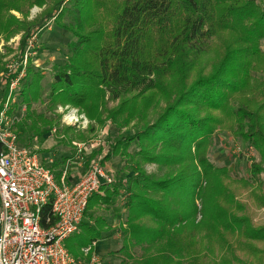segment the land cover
<instances>
[{
  "label": "trees",
  "instance_id": "trees-1",
  "mask_svg": "<svg viewBox=\"0 0 264 264\" xmlns=\"http://www.w3.org/2000/svg\"><path fill=\"white\" fill-rule=\"evenodd\" d=\"M34 6L46 10L29 21ZM52 18L72 42L51 73L44 112L35 106L45 103V75L29 60L11 107L26 106L14 124L18 142L25 135L43 144L51 130L57 133V106L83 114L88 133L136 125L100 159V165L125 159L131 173L112 192L90 197L81 234L64 243L70 255L89 260L92 250L86 256L82 250L108 227L87 213L121 198L123 238L111 254L118 264H264V227L243 215L229 169L208 158L216 130L251 147L259 162L244 183L256 184L252 194L264 211V0H0V42L21 34L20 61L26 41ZM4 59L0 53V107L16 76ZM63 128L65 135L71 130ZM65 161L41 163L59 180ZM147 165L164 173H147ZM42 216L51 218L49 206Z\"/></svg>",
  "mask_w": 264,
  "mask_h": 264
},
{
  "label": "built area",
  "instance_id": "built-area-1",
  "mask_svg": "<svg viewBox=\"0 0 264 264\" xmlns=\"http://www.w3.org/2000/svg\"><path fill=\"white\" fill-rule=\"evenodd\" d=\"M35 36L26 41L20 61L12 60L5 68L16 76L0 107V264H103L93 253L89 260L73 258L64 243L80 232L90 197L113 183L115 174L98 164L79 176L75 183L68 184L67 164L57 180L42 165L36 152L19 145L14 129L19 119L13 117L11 107L16 102V92L26 75L29 60L36 56ZM20 111H25L24 106ZM57 112L62 125L87 129L89 122L77 109L59 106ZM55 134L56 129L51 130L50 135ZM101 137L102 134L98 135L89 147L100 143ZM73 145L77 154L86 147ZM46 206L50 208L51 218L43 220L42 210ZM94 245L93 242L82 250L84 256Z\"/></svg>",
  "mask_w": 264,
  "mask_h": 264
},
{
  "label": "rangeland",
  "instance_id": "rangeland-1",
  "mask_svg": "<svg viewBox=\"0 0 264 264\" xmlns=\"http://www.w3.org/2000/svg\"><path fill=\"white\" fill-rule=\"evenodd\" d=\"M67 1V0H66ZM46 10V6L38 7L34 6L30 9L29 16L27 19L32 21L42 14ZM16 18L21 19V16L13 12ZM64 23H68V19H64ZM35 52L36 56L30 58L31 66L35 67L36 65L43 70L45 79L42 81V102L44 104H38L35 106L37 112L46 111L47 107V94H48V85L51 82V73L54 70L55 66L63 65L65 60V53L69 48L70 43L72 42V35L70 32L56 26L54 24V19L46 21L42 28L37 32L35 36ZM20 39L21 34L12 37L8 42L1 40L0 42V53L5 56L3 60L5 68L8 63L12 60L16 61L17 56L20 54ZM262 48L264 49V42L262 43ZM115 103H109L108 107L112 108ZM24 106V105H23ZM26 110V106H24ZM58 109V106H57ZM57 109L54 114H58ZM24 112L20 111L18 108L13 112V117L19 119ZM156 111L153 110L151 118H154ZM18 121V120H17ZM132 124V123H131ZM64 125H60L57 133L55 135L46 134L44 136V143L40 144L37 139L28 140L25 135H20L19 144L26 145L25 147L32 149L34 152H44L38 153L40 161H43L46 165L51 164V162H60L61 160H66L62 171L69 164L68 175L73 177H78L84 175L88 170H90L95 165H100V159L106 152L109 150V147L112 143L122 134H132L136 125H130L128 128L121 131H109L108 126L105 125L103 128H95L93 133H88L87 129L71 127V130L65 135L63 128ZM61 127V128H60ZM101 142L95 146H90V142L97 139L98 135H101ZM65 136V137H64ZM82 136L83 138H80ZM71 140L70 145L67 143H60L61 140ZM73 144H84L86 147L83 151L77 154L76 147ZM101 151V156L95 157L92 153ZM209 160L214 163L217 167H227L231 173V178L234 182L230 184V191L234 195L235 200L244 205V210L242 211L243 215L248 216L253 226L256 228L264 227V211L263 208L256 203L255 197L253 196V191L256 188V184L252 186L250 184H245L244 182L248 181L250 176V167L253 164L259 162L258 154L251 148L248 147L238 140L234 139L229 134L219 135L218 130L213 136L212 144L208 152ZM102 167H105V164H101ZM100 165V166H101ZM110 169L115 172L113 183L109 184L107 188H102L101 191L97 194L98 196H103L106 189L112 192V186L117 185L120 180H123L127 177L129 171V163L122 158L112 157L110 162ZM60 167V168H61ZM59 168V169H60ZM105 169V168H104ZM147 173H153L161 175L164 171H159V169L154 165H147L144 167ZM79 178V177H78ZM260 189V188H258ZM261 190L264 191V187H261ZM258 194V192H256ZM115 202H118V199L114 198ZM116 205V203L114 204ZM111 205V206H114ZM102 207H97L90 210L87 215L88 218L100 217L105 212L101 211ZM92 212V213H91ZM241 214V213H239ZM104 216V215H103ZM89 221V220H88ZM80 230V234H81ZM141 254L139 249L133 251L134 257H138ZM73 257V256H72ZM74 258V257H73ZM81 259V258H75ZM103 264H107L104 261V258L101 259Z\"/></svg>",
  "mask_w": 264,
  "mask_h": 264
},
{
  "label": "crops",
  "instance_id": "crops-1",
  "mask_svg": "<svg viewBox=\"0 0 264 264\" xmlns=\"http://www.w3.org/2000/svg\"><path fill=\"white\" fill-rule=\"evenodd\" d=\"M110 160L104 163L105 168L111 170L113 174H115V172L110 169ZM78 177L70 176L67 172V183H75ZM117 199L118 202H115L116 205L102 207L104 209H102L101 211L105 212V214H103L104 216L102 215V217L105 219L108 231L103 238L95 242V245L92 249V253L97 255L100 259L104 258V261L107 264L119 263L118 257L112 256L111 254L121 247L123 235L120 231V227L124 226V222L126 219V211L122 207L123 203L121 201V198H116V200Z\"/></svg>",
  "mask_w": 264,
  "mask_h": 264
},
{
  "label": "bare ground",
  "instance_id": "bare-ground-1",
  "mask_svg": "<svg viewBox=\"0 0 264 264\" xmlns=\"http://www.w3.org/2000/svg\"><path fill=\"white\" fill-rule=\"evenodd\" d=\"M93 249V248H92Z\"/></svg>",
  "mask_w": 264,
  "mask_h": 264
}]
</instances>
